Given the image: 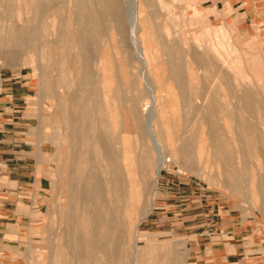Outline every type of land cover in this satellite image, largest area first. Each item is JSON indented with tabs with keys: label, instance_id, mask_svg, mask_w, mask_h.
<instances>
[{
	"label": "bare ground",
	"instance_id": "1",
	"mask_svg": "<svg viewBox=\"0 0 264 264\" xmlns=\"http://www.w3.org/2000/svg\"><path fill=\"white\" fill-rule=\"evenodd\" d=\"M16 1L22 5L28 3L29 6L22 8L34 12L32 17L37 22L6 26L11 37L7 47L24 51L30 46L28 49L36 50L30 63L37 62L34 71L41 76L52 73L48 85H43L51 94L56 116L59 118L65 112L63 118L56 120V133L60 138L64 135L67 153L57 158L55 192L57 202L62 203L61 198L65 197L66 204L57 211L69 221V252L73 258L83 256L91 264V257L100 253L113 264H121V251L128 245L129 264H137L139 222L153 204L144 180L151 158L139 160L133 153L131 137L138 129L143 139L151 140L157 156L153 158V189L161 167L166 165L164 156L170 151L168 164L192 168L198 163L207 176L211 172L210 178L222 186L237 185L236 189L240 190L245 177H250L252 183L257 179V194L264 198V139L257 136L255 124L242 114L237 117L236 127L230 125V117L235 114L228 100L233 93L231 78L218 65L212 43L199 46L200 39L195 35L190 39L184 36L181 40L157 42L145 26L144 0H34L31 5L27 0ZM109 29L112 39L114 34L118 36L116 45L114 40L111 42V51L106 41L102 48L98 46L99 39ZM31 36L34 40L29 41ZM6 49L0 52L8 53L6 56L17 53ZM159 53L164 56L157 61L155 56ZM185 66L192 69L189 74L194 79L193 68L201 69L206 83L202 93L184 83ZM216 78L221 82V92L214 84ZM247 78L252 80L248 75ZM166 80L177 83L178 93L187 96L184 105L193 108L207 127L205 134L211 141L208 147L213 150V157L207 161L212 164L193 158L191 146L196 132L191 116H180L184 124L180 136L184 141L174 148V133L166 131L170 118L167 109L174 99L170 95L173 90L168 88L171 82L166 86ZM152 84H156V90ZM197 99L201 105L196 104ZM237 99L247 110L259 105L264 114V101L254 90L242 89ZM155 113L161 117L159 120H154ZM217 113L221 119L219 128L212 120ZM160 139H165L167 144ZM233 139L238 142L236 151L230 143ZM205 147L204 143L198 145L200 150ZM251 148L258 150L256 163L263 169L256 177L255 171L248 175L253 169L249 159ZM171 261L170 264L175 263Z\"/></svg>",
	"mask_w": 264,
	"mask_h": 264
},
{
	"label": "rangeland",
	"instance_id": "2",
	"mask_svg": "<svg viewBox=\"0 0 264 264\" xmlns=\"http://www.w3.org/2000/svg\"><path fill=\"white\" fill-rule=\"evenodd\" d=\"M27 1L31 5L34 0ZM144 4L145 26L149 29V35L157 42L162 39L171 41L179 38L178 40H181L184 36L190 39L191 35H195L200 39L199 46H203L205 42L212 43L210 45L213 46V54L218 65L226 70L231 78L233 93L229 94L228 100L235 114L230 117V125L236 127L237 117L242 114L249 122L255 124L258 129L257 136L264 139V114L260 111L259 105H254L252 109L247 110L243 102L237 99L241 95V90L247 88L254 90L257 97L264 101V0H144ZM27 6H29L28 3L22 5L16 0H0V49L5 50L11 41L7 32L12 24L34 25L37 22L32 17L35 16L34 12L31 13L22 8ZM110 32L109 29L106 36L100 38L98 42L101 48L103 42H108L106 47L109 51L113 49L112 40L116 45L115 40L118 37L114 34L112 39ZM33 38L31 36L28 40ZM28 47L30 46H27L24 51L7 47L6 50H11L12 53L13 50L14 53L17 52L13 56H6L8 53L0 52V92L4 93L13 86V89L21 95V100L16 102L19 104L16 108L18 111L14 113L17 116L14 121L20 122L19 125L13 124L9 107L1 110L0 135L3 139H0V142L10 141L7 136L12 135L15 137L14 143H20L19 147L25 150L23 153L31 157L32 191L27 195L30 197L31 204L33 201V213H31V219L26 221L21 233L17 237L9 238L15 239L13 242L18 246L17 264H47L43 261L44 258L49 260V264H88L83 256L73 258L70 255L69 221L57 211L58 207H64L66 204L65 197L61 198L62 203L57 202L58 193L55 192V186L57 158L62 154L66 155L67 141L64 135L60 138L56 133L58 117L54 111L51 94L43 85H48L52 73L48 72L47 75L41 76L34 71L37 62L30 63V57L34 58L36 50L34 51L32 47L28 49ZM163 56L159 53L155 59L160 61ZM187 69L189 68L185 66L184 83L186 85L189 83L188 87L202 93L206 83L201 69L196 71V68H193L195 79L189 74L192 69ZM247 75L252 80L248 81ZM13 78L17 79L16 83L12 81ZM198 82L199 85H196ZM167 84L170 91L173 90L172 93L169 92L174 99H172L173 106L170 105L167 109L170 118L166 131L174 133L172 134L174 148H179L184 141L180 136L184 128L180 116H191L196 132L191 146L193 158L195 161L200 159L206 164L207 160L213 157V150L208 147L211 141L205 134L207 127L203 126L193 108L184 105L187 96L178 93L177 83L166 80L164 85L167 86ZM214 84L217 91H220L221 82L218 78ZM152 86L153 90H156V84ZM123 88H127L126 85H123ZM196 102L197 105H201L200 99ZM217 114L212 117V120L219 128L221 119L220 113ZM64 115L65 112L59 116L63 118ZM154 117V120L161 118L159 114L156 116V113ZM37 122L42 128L43 136L40 141H33L30 131L36 127ZM61 124L64 126L63 122ZM12 131L17 133L13 134ZM142 136L141 130L138 129L131 137L135 146L133 153L139 160L143 157L151 158L148 162H151V167L147 163L148 170L145 171L144 180L148 185V193L149 196L151 194L153 204L139 222L137 230L139 239L135 246L137 264H167L168 261L170 264L171 260L175 261L174 264H264V210L262 209L264 198L257 194L255 185L257 179H253V184L250 177H245L244 187L240 190L236 189L237 185L223 184L224 187L217 180L210 178L211 172L208 177L202 171V165L198 166V163H195V167L192 168L185 164L182 166L168 164L171 160V152L167 151L164 156L166 165L161 167L153 189L151 181L153 180V158L156 159L157 156L155 150L151 148V140L143 139ZM154 137H157L156 133ZM160 141L164 145L167 144L165 139ZM35 143L41 150L38 161L33 153ZM200 143L207 146L201 149L202 152L198 148ZM230 143L236 151L235 146L237 147L238 142L233 139ZM42 153L46 156H42ZM250 154L249 159L253 169L248 175L251 176V172L255 171L254 177H256L263 172L256 163L258 150L251 148ZM46 158L47 162H44ZM208 164L212 163L208 162ZM236 165L239 164L236 163ZM65 187L66 185L63 186ZM41 242L45 249L41 247ZM166 255L170 259H167ZM120 257L121 264H129L128 245L123 246ZM109 259L100 253H95L90 261L91 264H113ZM94 260L96 261L92 262Z\"/></svg>",
	"mask_w": 264,
	"mask_h": 264
},
{
	"label": "crops",
	"instance_id": "3",
	"mask_svg": "<svg viewBox=\"0 0 264 264\" xmlns=\"http://www.w3.org/2000/svg\"><path fill=\"white\" fill-rule=\"evenodd\" d=\"M12 81L16 83L17 79ZM20 100L21 95L13 89V86H10L4 93L0 92V113H2L1 110L9 107L13 124L18 125L20 122L14 121L17 118L14 113L18 111L16 108L19 106L16 102ZM12 132L13 134L17 133L16 131ZM30 135L33 137V141L41 140L43 132L38 122L36 127L30 131ZM7 138L10 141L0 142V264H17L19 260L18 246L13 242L15 239L11 240L9 237H17L33 213V201L31 204L30 197L27 195L32 191L30 184L31 157L23 153L25 150L19 147L20 143H14L15 137L9 135ZM0 139H3L2 135H0ZM34 146L33 153L38 161L41 157V150L36 146V143ZM42 156L46 155L42 153ZM33 161L35 162V159ZM44 162H47V158ZM41 247L45 249L42 242ZM43 261L49 264L47 258H44Z\"/></svg>",
	"mask_w": 264,
	"mask_h": 264
}]
</instances>
